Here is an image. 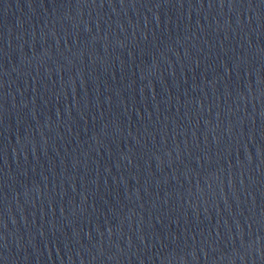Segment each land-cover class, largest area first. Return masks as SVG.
<instances>
[{"label":"water","instance_id":"obj_1","mask_svg":"<svg viewBox=\"0 0 264 264\" xmlns=\"http://www.w3.org/2000/svg\"><path fill=\"white\" fill-rule=\"evenodd\" d=\"M0 264H264V0H77L0 54Z\"/></svg>","mask_w":264,"mask_h":264}]
</instances>
